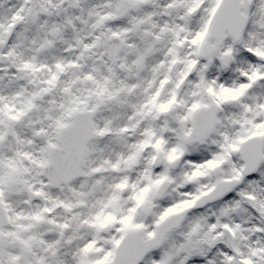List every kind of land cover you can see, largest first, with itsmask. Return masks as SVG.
I'll list each match as a JSON object with an SVG mask.
<instances>
[{
    "label": "snow or ice",
    "instance_id": "obj_1",
    "mask_svg": "<svg viewBox=\"0 0 264 264\" xmlns=\"http://www.w3.org/2000/svg\"><path fill=\"white\" fill-rule=\"evenodd\" d=\"M0 264H264V0H0Z\"/></svg>",
    "mask_w": 264,
    "mask_h": 264
}]
</instances>
